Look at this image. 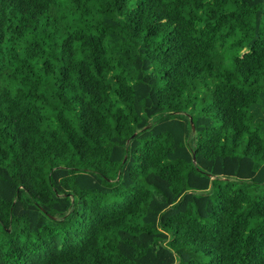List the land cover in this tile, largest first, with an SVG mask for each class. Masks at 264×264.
Here are the masks:
<instances>
[{"label":"trees","instance_id":"obj_1","mask_svg":"<svg viewBox=\"0 0 264 264\" xmlns=\"http://www.w3.org/2000/svg\"><path fill=\"white\" fill-rule=\"evenodd\" d=\"M262 112L264 0H0V264H264Z\"/></svg>","mask_w":264,"mask_h":264},{"label":"water","instance_id":"obj_2","mask_svg":"<svg viewBox=\"0 0 264 264\" xmlns=\"http://www.w3.org/2000/svg\"><path fill=\"white\" fill-rule=\"evenodd\" d=\"M190 122H191V126H192V128H193L194 126H193L192 120H190ZM195 159H196V158H195V155H194V152H193V161H195Z\"/></svg>","mask_w":264,"mask_h":264},{"label":"rangeland","instance_id":"obj_3","mask_svg":"<svg viewBox=\"0 0 264 264\" xmlns=\"http://www.w3.org/2000/svg\"><path fill=\"white\" fill-rule=\"evenodd\" d=\"M262 115L264 116V112H262Z\"/></svg>","mask_w":264,"mask_h":264}]
</instances>
